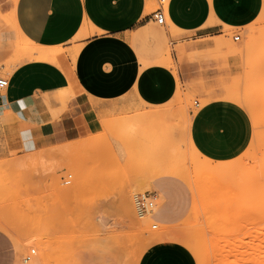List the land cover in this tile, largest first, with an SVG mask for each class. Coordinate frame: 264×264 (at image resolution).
<instances>
[{
  "label": "rangeland",
  "instance_id": "1",
  "mask_svg": "<svg viewBox=\"0 0 264 264\" xmlns=\"http://www.w3.org/2000/svg\"><path fill=\"white\" fill-rule=\"evenodd\" d=\"M161 1L165 13L167 0ZM253 2L256 13L241 26L225 25L217 37L183 43L191 76L178 81L176 97L159 110L141 105L145 110L105 115L96 133L31 149L9 148L4 129L11 118L0 117V230L15 241V264L26 258L27 264H145L154 252L180 264H264V0ZM13 10L12 0H0V67L12 69L6 75L0 68V76L9 85L14 75L42 62L56 66L66 51L37 46L58 55L33 56V44L15 31ZM169 25L166 19L171 38L179 39L182 34ZM161 52L172 56L169 39ZM165 65L176 74L172 57ZM212 103L235 111L237 126L225 131L218 147L206 148L191 125L194 115ZM8 113L6 104L0 115ZM213 167L225 172L215 173ZM159 183L171 196L166 217L138 219L133 196ZM120 192L126 193L138 227L122 215ZM162 204L157 202L155 213ZM102 215L111 225L104 242L96 225ZM160 232L170 240L147 242Z\"/></svg>",
  "mask_w": 264,
  "mask_h": 264
},
{
  "label": "crops",
  "instance_id": "2",
  "mask_svg": "<svg viewBox=\"0 0 264 264\" xmlns=\"http://www.w3.org/2000/svg\"><path fill=\"white\" fill-rule=\"evenodd\" d=\"M253 1L167 0L164 13L161 0H12L15 31L40 47L66 51L56 66L42 62L16 74L0 92V109L8 104L9 110L0 117L11 118L4 129L9 148L64 144L80 133L99 131L102 116L142 111L141 105L159 110L176 97L178 81L191 76L183 43L217 37L225 25L241 26L256 13ZM157 10L164 13L168 29L182 34L179 39L173 40L165 25L164 32L156 27L152 14ZM166 39L173 46L176 74L165 67L167 56L171 61L169 52H161ZM3 56L0 45V60ZM235 114L223 104H209L194 115L191 132L200 146L218 147L225 131L237 126ZM150 187L156 202H163L152 218L163 219L170 193L160 183ZM14 243L0 230V264L16 263ZM145 264L180 263L154 252Z\"/></svg>",
  "mask_w": 264,
  "mask_h": 264
},
{
  "label": "bare ground",
  "instance_id": "3",
  "mask_svg": "<svg viewBox=\"0 0 264 264\" xmlns=\"http://www.w3.org/2000/svg\"><path fill=\"white\" fill-rule=\"evenodd\" d=\"M28 42V41H27ZM33 44V43H32ZM31 44V45H32ZM24 45V44H23ZM33 48L32 49H30L29 48V50H31V54L33 55V56H36L37 58H46V59H48V58H52V57H55L56 55H58V52H57V50H54V49H41V48H38L37 46L38 45H34L33 44ZM23 47V46H22ZM25 48H28V47H25ZM20 49H21V47H20ZM26 50V49H25ZM27 51V50H26ZM28 56H30V53L28 52ZM32 59H34V58H32ZM12 63V62H11ZM12 66V65H11ZM15 67V66H14ZM1 69H2V71L4 72V73H6V75H11V73H12V69L11 68H8V69H6V68H3L2 66L0 67ZM2 72V73H3ZM8 73V74H7ZM5 75V74H4ZM7 78L9 79V76H7ZM8 89V87L7 88H5V89H3L1 92H5L6 90ZM4 97V96H3ZM146 123V122H145ZM144 124V123H143ZM148 129V128H147ZM141 129H139V131H140ZM156 143V142H155ZM158 143V142H157ZM168 165H169V163H168ZM224 166V165H223ZM229 167V168H228ZM226 166L225 168L224 167H221L222 168V170H225L226 168H228V169H226L225 171H228L231 167H232V165L230 164L229 166ZM221 168H220V171H219V168H217V170H218V172H220V173H222V172H225V171H221ZM164 169V168H163ZM212 169V168H211ZM216 169H214V167H213V169H212V171L214 172ZM217 170L215 171V173L217 172ZM205 174H207V173H205ZM149 176V175H148ZM137 179V178H136ZM148 183V182H147ZM149 184V183H148ZM148 189H149V191L150 192H152L153 190H152V188L150 187V185H148ZM196 191V190H195ZM255 192V191H254ZM256 192H257V190H256ZM230 193V192H229ZM233 193V192H232ZM253 194V193H252ZM119 195H120V208H121V213H122V215L126 218V219H128V222H129V226H131V227H138L139 226V222H138V220H136V218H134V217H132V212H131V210H130V208H131V206H130V202H129V199H127V197H126V193L125 192H120L119 193ZM260 196V195H259ZM259 196H258V198H259ZM261 197V196H260ZM233 198V197H232ZM257 198V197H256ZM133 199V198H132ZM247 200V199H246ZM133 201V200H132ZM261 201V200H260ZM103 201H101V203H102ZM238 203V202H237ZM255 203V202H254ZM256 203H257V201H256ZM103 204V203H102ZM132 204H133V202H132ZM156 204H157V202H156ZM245 204V203H244ZM101 205V204H100ZM235 205V204H234ZM248 205V204H247ZM255 205V204H254ZM257 205H258V203H257ZM261 205V204H260ZM248 207H249V205H248ZM259 207V206H258ZM155 209H156V205H155V207L153 208V210L147 215L149 218H152V216H153V214H154V211H155ZM254 209V208H253ZM252 209V210H253ZM133 210H134V207H133ZM219 210V209H218ZM251 211V210H250ZM218 212V211H217ZM134 213H135V210H134ZM231 213V212H230ZM206 214V213H205ZM232 214H234V213H232ZM243 215V214H242ZM135 216L138 218V219H142V218H139L137 215H136V213H135ZM146 216V217H147ZM224 217V216H223ZM238 217H240V216H238ZM98 219V218H97ZM226 220H227V218H226ZM214 221V220H213ZM99 222V223H98ZM98 222H96L97 224V226L100 228H97V229H99L98 231H97V235L99 236L98 238H100V240L101 241H104L105 240V235L108 233L107 231H106V228H108V227H110L111 225L109 224L110 223V220H109V217L108 216H99V220H98ZM242 222V221H241ZM250 222V221H249ZM229 224V223H228ZM110 225V226H109ZM96 226V227H97ZM214 227V226H213ZM212 227V228H213ZM216 227V226H215ZM88 229V228H87ZM160 229V228H159ZM162 230V229H161ZM208 230H209V228H208ZM216 232V231H215ZM140 234H141V232H140ZM155 234V233H154ZM92 235H95V234H92ZM151 236H153V237H151ZM150 237V240L149 241H147V242H149L150 244L151 243H157V242H165V241H168V240H170V238H168V234L167 233H165V232H160V233H158V235L156 236V234H155V237H154V235H151ZM214 236V235H213ZM108 236H106V238H107ZM222 237V236H221ZM224 239V238H223ZM230 239V238H229ZM218 240V239H217ZM216 240V241H217ZM219 243V242H218ZM218 245V244H217ZM232 247H234V246H232ZM225 249V248H224ZM218 250V249H217ZM220 253V252H219ZM215 255V254H214ZM217 257V256H216ZM20 263L21 264H27L28 263V258H26V259H21V261H20Z\"/></svg>",
  "mask_w": 264,
  "mask_h": 264
},
{
  "label": "built area",
  "instance_id": "4",
  "mask_svg": "<svg viewBox=\"0 0 264 264\" xmlns=\"http://www.w3.org/2000/svg\"><path fill=\"white\" fill-rule=\"evenodd\" d=\"M152 19L160 27H163L165 25L166 19L162 10L155 11L152 14ZM233 40L238 41L239 37L235 36ZM8 85V80L0 76V92L3 89L7 88ZM70 177L71 176L69 175L68 179ZM69 183V180L65 181L66 185H68ZM132 200L135 213L139 218H144L145 216H147L156 205V197L152 192L137 193L133 196ZM151 228L152 230H155L157 226L152 225ZM31 254H34V252L32 251Z\"/></svg>",
  "mask_w": 264,
  "mask_h": 264
}]
</instances>
